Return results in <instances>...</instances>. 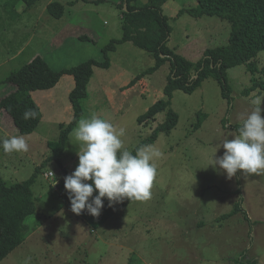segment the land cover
<instances>
[{
  "label": "rangeland",
  "instance_id": "374dc122",
  "mask_svg": "<svg viewBox=\"0 0 264 264\" xmlns=\"http://www.w3.org/2000/svg\"><path fill=\"white\" fill-rule=\"evenodd\" d=\"M7 1L0 0V98L14 89L3 80L33 57L41 56L53 71L89 59L103 62V47L122 37V0H37L29 7L19 1L11 8ZM51 2L64 6L61 17L47 11ZM195 4L168 0L161 8L170 27L167 47L193 63L206 49L225 45L230 32L229 22L218 16L178 14ZM84 34L94 43L78 38ZM107 60L108 68H93L87 97L80 100L79 120L95 114L117 130L123 127L121 151L131 152L165 120L164 111L154 121L138 123L152 105L167 100L163 89L170 62L143 74L155 65L154 56L130 42L115 43ZM257 63L263 64L262 54ZM226 78L229 106L213 78L203 80L190 94L173 92L170 109L178 115L177 124L150 144L163 154L154 160L157 176L151 198L133 200L99 225L82 220L59 196L64 177L78 166L77 124L59 158L51 157L60 125L66 127L74 116L69 101L73 78L63 75L54 88L31 93L42 117L30 135L19 134L0 110V138L22 135L29 145L27 152L5 153L0 147V178L12 184L36 174L31 187L36 212L25 220L29 234L0 264H264V171L245 175L238 171L228 178L208 167L215 145L238 135L234 128L254 110L252 101L264 97L256 91L243 94L259 78L245 66L229 68ZM259 107L264 117V100ZM198 112L203 118L196 126ZM223 152L220 148L216 155ZM237 202L248 220L240 212L221 218Z\"/></svg>",
  "mask_w": 264,
  "mask_h": 264
},
{
  "label": "trees",
  "instance_id": "16d2710c",
  "mask_svg": "<svg viewBox=\"0 0 264 264\" xmlns=\"http://www.w3.org/2000/svg\"><path fill=\"white\" fill-rule=\"evenodd\" d=\"M19 1H23L29 7L37 0H8L5 5L11 8ZM133 1L122 0L119 4L122 37L117 41L111 40L103 47V55L106 58L103 62L89 59L69 69L53 71L41 56H36L3 80L4 83L12 84L14 89L0 98V110L10 117L19 134L30 135L37 128L42 117L39 106L31 98V93L54 88L63 75H70L73 78L74 87L69 94V101L74 116L66 127L60 125L58 142L53 146L55 151L51 157L58 159L62 154L68 134L77 124L81 115L80 100L87 97L86 87L92 76L93 68L109 67L107 53L114 48L115 43L130 42L154 56L155 65L143 74L153 73L165 61L170 62V72L163 89L167 100H160L152 105L146 113L138 118V123L154 121L156 115L164 111L166 112L165 120L153 130L149 137L132 149L133 155L136 154V150L140 146L152 144L159 133H168L176 126L178 115L170 109L173 92L176 90L190 94L201 85L203 80L213 78L220 85L221 95L229 106L232 98L226 72L229 68L243 65L249 73L259 74L258 80L251 87L245 89L243 94L248 96L253 91L257 92L256 95L264 94V0H195V6L180 10L179 15L187 12L194 18L218 16L226 19L230 25L227 43L206 49L201 59L196 63L174 53L167 47L170 27L161 8L168 0H147L138 6L134 5ZM72 4L70 2L68 5ZM47 11L53 17L59 18L63 15L64 6L57 2H51L47 5ZM78 38L94 43L93 39L86 35H81ZM261 54L263 64L259 66L257 59ZM29 109L37 113L34 119H24L23 114ZM197 117L196 126H199V120L203 118V115L198 112ZM241 126L234 128L238 134ZM62 171L66 175V170ZM35 175L34 173L29 179L12 184H6L0 178V262L19 247L29 234L30 228L25 224V220L36 212V199L31 190ZM96 194L98 193L94 192L93 195ZM59 196L70 207L64 182L59 187ZM133 200L125 198L122 202L109 207V201L104 198V207L98 217L88 214L87 210L78 216L87 223L99 225ZM239 212L248 220L239 202L234 205L229 214L223 215L221 218L231 217ZM246 264H253V262Z\"/></svg>",
  "mask_w": 264,
  "mask_h": 264
},
{
  "label": "clouds",
  "instance_id": "9594fccd",
  "mask_svg": "<svg viewBox=\"0 0 264 264\" xmlns=\"http://www.w3.org/2000/svg\"><path fill=\"white\" fill-rule=\"evenodd\" d=\"M262 100L264 97L257 96L252 101L256 107L243 119L238 135L232 139L224 138L215 145L208 167L223 171L228 178L238 171L241 175L264 171V117L259 107ZM36 115L32 109L23 114L24 119H34ZM124 135L123 127L117 130L108 120L95 114L78 121L74 130L79 142L78 166L72 174L64 177V187L74 214L80 215L87 210L88 214L98 217L104 207V198L109 201V207L125 198H151L157 176L154 160L163 154L154 145L140 146L135 155L128 150L121 151V137ZM0 147L5 153L29 150L22 135L0 138ZM220 148L224 149L223 155L217 156ZM94 192L98 194L94 196Z\"/></svg>",
  "mask_w": 264,
  "mask_h": 264
},
{
  "label": "built area",
  "instance_id": "2783aa9c",
  "mask_svg": "<svg viewBox=\"0 0 264 264\" xmlns=\"http://www.w3.org/2000/svg\"><path fill=\"white\" fill-rule=\"evenodd\" d=\"M52 174L51 173H49V174H47V175H45V177H49V176H51Z\"/></svg>",
  "mask_w": 264,
  "mask_h": 264
},
{
  "label": "crops",
  "instance_id": "0c3cea01",
  "mask_svg": "<svg viewBox=\"0 0 264 264\" xmlns=\"http://www.w3.org/2000/svg\"><path fill=\"white\" fill-rule=\"evenodd\" d=\"M85 35V34H84ZM87 36V35H86ZM62 170H65V169H62ZM63 172V171H62Z\"/></svg>",
  "mask_w": 264,
  "mask_h": 264
}]
</instances>
